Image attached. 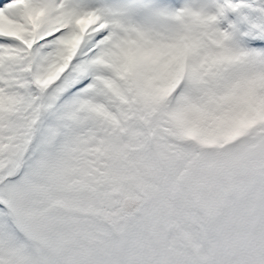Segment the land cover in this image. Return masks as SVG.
I'll use <instances>...</instances> for the list:
<instances>
[{
  "label": "snow or ice",
  "instance_id": "6c2138e0",
  "mask_svg": "<svg viewBox=\"0 0 264 264\" xmlns=\"http://www.w3.org/2000/svg\"><path fill=\"white\" fill-rule=\"evenodd\" d=\"M0 264H264V0H0Z\"/></svg>",
  "mask_w": 264,
  "mask_h": 264
}]
</instances>
